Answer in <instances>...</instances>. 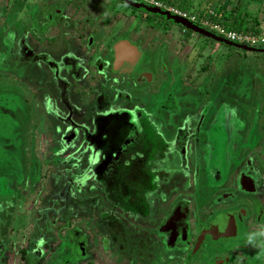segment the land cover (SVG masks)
<instances>
[{
	"label": "flooded vegetation",
	"instance_id": "obj_1",
	"mask_svg": "<svg viewBox=\"0 0 264 264\" xmlns=\"http://www.w3.org/2000/svg\"><path fill=\"white\" fill-rule=\"evenodd\" d=\"M40 1L46 10L38 9ZM185 1L186 4L192 2ZM133 3L151 6L142 0H37L30 6L28 19L22 17L21 22L15 21L11 29L5 32L0 30L3 32L0 48H3L5 53V56L3 53L0 55V69L4 70V73H11L0 75V106L9 109V105H15L17 102L15 98L18 94L15 91L8 92V88L12 86H5L1 79L8 78L10 82L13 80L17 84L16 81L26 75L27 67L39 61L47 63L56 71L54 82L59 89L61 87L67 90L70 82L66 77L59 75L60 65L41 51V46L52 48L57 43H60L62 49L66 35L77 43L87 60H80L72 53L59 55V60L63 67H67V76L77 80L76 85L79 92L83 93L81 98H84V103L90 99L95 101L79 110L72 105L66 91L61 98L66 112L61 115L51 110L50 114L52 118L60 121L61 129L46 132L35 127L36 130L39 129L37 136L32 135L31 132L34 131L33 127L31 128L34 146L44 144L45 151L48 152L45 156L39 154L40 151L36 147V153H33L30 141L26 146L23 145L20 137L22 133L19 127L15 126L17 121L13 122L7 113L1 111L3 113L0 121L5 122V128L0 127L3 140L0 142L6 148L18 151V154L23 152L24 156L29 158L31 155L33 158L21 162L18 156L3 150L0 144V162L11 163L8 170L11 172L12 169L13 173H17L22 186L20 200L26 201L24 213L15 215L16 221H26L23 227L17 230L19 234L13 235L12 232L14 238L11 235V239H8L9 236L0 237V264H119L109 248H114L117 242L128 243L129 239L135 238L141 241L137 259H142L144 264H264V237H258L252 243L248 240L249 234L264 231V136L259 134L261 127L256 124L258 113L255 114L253 122L250 121L251 136L246 137L245 142L238 143L241 150L238 149L235 153L237 156L232 159L233 163L231 159L225 160L226 151L219 156L213 144L200 141V133H208L213 129L212 124L207 125L203 120H195L191 113L190 124L185 122V128L169 123L164 132L160 130L157 123L152 121L154 115L159 118L165 111L170 113V110H175L174 113H177L181 109L174 104L175 89L169 90L163 97L165 90L164 83L160 82L161 76L154 75L145 68L149 61L148 55L141 56V47L126 37L127 32L124 36L116 37L111 31L121 29L118 18L124 16L130 20L126 11H122L125 6L129 9L128 13L133 11L131 9L139 10L136 22L147 23L148 25L143 26L144 29L153 25L166 29L164 21L168 22V18L157 12L143 10ZM4 7L5 5L3 9ZM160 9L164 10L161 7ZM4 19L5 16L0 19L3 26ZM56 25L57 31L50 34ZM124 40L134 48L135 55L133 59H123L119 63L115 45ZM259 47L251 48L259 49L254 53L264 52V45ZM127 53L131 55V52ZM12 60L13 68H9ZM175 65L173 73L177 81L187 71L180 64ZM192 66L189 65V76L193 74ZM194 74L199 77L201 73ZM171 76L168 74L166 82L172 81ZM200 77L196 81H200ZM137 84L141 85L142 90L154 93L150 99L147 98L148 104L153 105V111L150 113L135 108L133 104L129 88ZM17 89L24 94L26 91H35L27 83L22 85L21 81ZM125 105L134 107L125 108ZM187 108L185 110L190 111L191 107ZM172 134L173 138H169ZM201 144L205 147L204 155L201 154ZM187 154L195 159L194 170L187 167ZM85 156H88L87 159ZM221 156L229 165L228 169L236 171L232 179L235 181L231 182L236 185L237 190H231L223 197H215L212 195L218 188L208 186L205 187L208 196L198 197L197 183L195 185L193 182L198 181L199 185L204 180L197 171L199 161L204 160L210 173L216 166L215 164L212 170L211 161L214 158L218 161ZM172 157L179 159V167L185 174L183 179L180 172L177 177L174 176L177 169L170 163ZM88 160L90 163L85 167ZM29 167L32 168L30 176L25 173ZM48 167L53 169L47 173ZM62 169L71 181L70 184L75 187L74 195L77 193V185L83 184L87 172L93 173L95 182L102 183L104 196L106 194L109 199L105 197L100 201L99 218L102 219L100 221L105 220L116 234L111 235L103 230L95 240V223H83L82 220L76 224L71 220L68 225L59 227L60 232L53 229V226H59L55 221H66L70 217L59 216L58 211L54 214L53 202L51 201L52 208L47 209L48 201H44L49 174L60 172ZM73 170L79 172L75 173ZM2 177L0 205H3L5 200L11 201L12 196L9 195L14 194V190L10 189V178L7 175ZM160 187L171 196H166L162 191L159 198L148 197V193H155ZM222 188L227 189L226 186ZM259 189L262 191L260 195L257 192ZM63 193L65 191H62L61 195ZM239 193L242 200L236 197ZM252 193L255 198H251V195L249 198ZM60 198L64 199V196ZM201 198L212 199L211 203H219V206L211 208L206 204L203 207ZM227 199L232 200V204L228 205L225 202ZM222 203L223 205H220ZM116 211L119 212L115 214ZM152 211L163 212V220L137 221L136 218L132 219L133 217L127 219L125 215L127 212H133L136 217L139 215L148 219L151 218ZM43 212L48 220L42 217ZM93 217L94 214L90 215V220H94ZM123 218L125 221H120ZM124 223L129 231L125 230ZM125 232H128L129 239ZM38 233L40 234L36 237ZM47 234L51 236L50 239H47ZM119 235L121 238L117 237ZM91 239L95 245H92ZM86 241L98 249V257L92 252L85 255ZM120 248H124L123 244ZM160 248L167 250L159 251ZM131 261L121 264H132Z\"/></svg>",
	"mask_w": 264,
	"mask_h": 264
},
{
	"label": "rangeland",
	"instance_id": "obj_2",
	"mask_svg": "<svg viewBox=\"0 0 264 264\" xmlns=\"http://www.w3.org/2000/svg\"><path fill=\"white\" fill-rule=\"evenodd\" d=\"M34 1L36 2L37 0ZM34 1L1 0L0 19L2 20V16H5V22L4 26L0 23V30L3 29V32H5L7 29L12 28V25L15 21L19 20L21 22L22 17H29L30 6ZM191 1L192 2H190L189 4V6H191L190 9L189 6L188 8H186V6L181 7L182 0H160L159 8L161 7L166 10L168 7H173L184 9L183 11L188 10L189 13L197 14L207 5V2L209 0ZM211 1L218 2V7L222 10L224 9V11L228 14L230 13V16L240 14L241 17H243V19L246 21V23L248 22V26H258L257 31H259L257 33L259 36L264 35V0ZM4 5L5 7L3 9ZM148 5L151 4L148 3ZM127 8L128 7L125 6L122 11H126V16L130 20L125 19L124 16L118 18L117 22L121 24V29L116 31L113 30L111 31L113 32L111 34L117 37L124 36V33L127 32L125 34L126 37H128V39H130L132 43H136L141 47V56H143V54L148 55L149 61L148 64H145V68L150 70L154 75L159 74L161 76L160 82L164 83L165 90L163 97L169 90L175 89V92L173 94L175 102L174 104L181 108L177 113H174L175 110H170L172 111L170 113L168 111H165L164 114L159 118L154 115L152 121L154 123H157V126L158 128H160V130L164 132V130L169 127V123H173L175 126L178 125L181 128H185V122H188V124H190L189 113H191L195 117V120L200 119L203 120L207 125L212 124V130H210L208 133H200V141H207V143L210 142L211 144H213L219 156L223 155L224 151H226L224 153V158L226 157L225 160H232L236 158L237 155H235V153H237L238 149H240L238 143L240 141L245 142L244 140H247L245 138L251 136V133L249 132L250 121L253 122L255 114L257 113L256 124L257 126L261 127L259 129V134L264 136V52L254 53L255 51L252 50L245 51L240 47L230 46L226 43L203 36L198 32L189 30L188 28L175 23L171 17L174 14L168 17V22L164 21V26L166 27V29H161L155 25H153V27L151 26L150 28L144 29L143 26L148 25L147 23H145L144 21L136 22V17H138L137 14L139 10L131 9L133 11L131 13H128L127 10L129 9ZM38 9L46 10V8H43V3L41 1L38 4ZM3 10L5 11V13H2ZM214 14L215 11H213L212 14H207L205 17L210 18V15ZM222 19L223 17L212 19L213 21L208 20L211 25H215L214 28L210 29L209 27H200L218 37H221V33L219 32L218 28L220 26L222 27V25L225 26L222 22ZM227 27L228 25H226V28ZM55 31H57V25L52 29V31H50V34ZM3 32H0V37L2 36ZM63 43L64 44H62L61 46L62 49L59 46L60 43H57L56 45H53L52 48L41 46V51H44L43 53H45L49 59H53L60 65L59 75L61 77H66V80L70 82V86L67 88V90L61 87L59 89V87H57V84L53 80V76L55 75L56 71L54 70V72L52 68L47 65V63H44L42 61L28 66L26 75L21 79L17 78L19 79V81H16L18 83L21 81L22 85L26 83L31 85V88L35 90L34 92L26 91L25 94L21 93L17 89L18 83L16 84L15 81L13 82V80L12 82H10L8 78L1 79V83L5 86H12L11 88H8V92L14 93L15 91L18 94L15 98L17 100L15 105L14 103L12 105H9L10 108L7 110L5 106H0V116L3 112H5L10 116L13 122L17 121L15 126L19 127V131L22 133L20 137L23 145L26 146L27 142L30 141V143L32 144V152L36 153V148H38V150L40 151L39 154H42V156L48 154V152L45 151L46 146H44V144L40 145V143L34 146L32 135L37 134L38 136L39 134V129L36 130L35 127H39L46 132L48 130H52L53 132H55V130L61 129L60 121H57L54 117L52 118L50 114L51 110L57 111L61 115L66 112L63 104L64 101L61 100V98L65 95V92L67 91V95L71 100L72 105L76 106L79 110L88 107L89 104L92 105V103L95 102L93 101L94 99H90L86 103H84V98H81L83 93L79 92L76 85L77 80H74L73 78L67 76V67L62 66L58 56L62 54L72 53L80 60L84 58H86L87 60V57L80 51L77 43H75V41H73L72 38L68 35L65 36V41H63ZM241 44L254 47L249 43ZM261 45L263 46V44ZM33 48L35 49V47ZM175 63L180 64L181 67L183 66L187 71L185 72L184 76H181L180 80L177 81L175 80L173 73V68L174 66H176ZM191 64L193 65V74H190L189 76L187 73L189 72V65ZM13 65L14 62L12 60L9 68H13ZM200 67H202L201 70ZM194 72L201 73L199 74V77L201 75L200 81H196V79L199 77H196ZM1 74L4 75L11 73H4V70L0 69V75ZM168 74L172 75V81L170 82H166ZM123 88L126 90L125 86H123ZM129 92L133 98V104L135 108L137 107L143 109L144 111L149 113L153 111V105L148 104L147 98L150 99V96H153L154 93L148 90H142L141 85L138 84L134 87L129 88ZM134 106L128 107L125 105L123 107L133 108ZM188 106L191 107L189 108L190 111L185 110L188 109ZM171 114L174 115L170 117ZM0 127L1 129L3 127L5 128V122L0 121ZM31 128L32 131H34V133L31 132L32 135L30 134ZM1 138L2 137L0 135V141L3 142ZM169 138H173V134L170 135ZM0 144L3 146V150H6L9 153L13 152L15 156H18V160H20L21 162H23V160H29V158L31 160V155H29L28 158L27 156H24L23 152L18 154V151H14L10 147L6 148L5 145H3L1 142ZM200 148L201 154L204 155L205 147H202L201 144ZM85 157L87 159L88 156ZM222 157L223 156H221L218 161H216V158L211 161L212 170L214 169L215 164L216 166L214 171H211L210 173L208 172V168L205 167L206 163L203 162L204 160H201V162L199 161V167L197 171L199 172V176L204 178V180L200 182L199 185L198 181L193 182L195 185L197 183L198 197L206 195L205 187L208 186L216 189L218 188L217 192H214L212 195L215 197H223L224 195H227L226 193H229V191L233 190L235 192V190H237L236 185L232 184L231 182L235 181L232 179L235 176L236 171H230V168L228 169L229 165L226 164V161L222 160ZM186 159L187 167L193 168L194 170V165L196 164L194 162L195 159L192 158L189 154H187ZM233 162L234 160H232V163ZM49 163L51 164V162ZM85 163L86 167L87 163H90V161L88 160ZM170 163L174 168L177 169V171L174 173V176L177 177L179 175L178 172H180L183 179L185 177V174H183V170L179 167V159L176 157H172L170 159ZM27 166H29V164ZM10 168V162H0V179H3L2 175H7L8 178H10L8 180L9 183L11 182L10 189L14 190V194L9 195L12 196L11 201L5 200L4 204L0 205V237L9 236L8 239H11L12 232H14L13 235L19 234L17 230L19 228H22L23 223L26 222L16 221L17 217L15 215L20 216L21 213H24L23 210H25L26 201L20 200V196L22 195V193H20V188L22 186L18 181L17 173H13L12 169L11 172H9L8 169ZM51 169L53 168L48 167V170L46 172L48 173L49 171H51ZM23 172H25V169ZM73 172L77 173L79 172V170H73ZM25 173H27L29 176L32 175V168H26ZM85 174V180L83 181V184L81 183L82 186L80 184V186L77 185L76 187V195H74L73 193L75 187L70 184L71 181L65 176L64 169H62V171L60 172L54 171L49 174L47 180L48 188L47 192L44 195V201H48V205L46 208H52V201L54 214H56L55 211H58L59 216H70L67 220L64 217H61L62 220L66 221H55L59 223V226H53V229H55V231L57 232H60L59 227L68 225L71 220L73 221V224H76V222L79 223L82 220L83 223H85V221H91L90 223L92 224L95 223L94 225H96L97 232V237H93L95 240L102 234L103 230L111 233V235H114L117 232L114 231L113 228L108 226V224L104 222L105 220L100 221L102 219L99 218V209L101 206L100 201L102 199H105V197L109 199L106 194L104 196L105 189L103 188L101 182H95L92 172H87ZM224 186H226V190L222 188ZM163 190L164 189L160 187V190L156 191L155 193H148V197L154 196L159 198ZM62 191H65L63 195H61ZM257 192L259 193V195L262 193L260 189ZM163 193H165L166 196H171L168 192L163 191ZM250 195L251 198H255V194H249V198ZM59 196H64V199L60 198ZM236 197H239L242 200L241 193H239V195H237ZM18 201H20L19 208ZM211 201L212 199L201 198V204L203 205V207L206 206V204H208V206L210 205L211 208H217L219 206V203H214L215 205H213ZM225 202L230 205L233 201L227 199V201ZM220 205H223V203ZM63 209L64 213L61 214V211ZM159 209L161 210L162 206ZM118 212L119 211H116L115 214H117ZM162 213L163 212L152 211L151 218L148 219H143L139 215L136 217L134 216L133 212H127L125 215L127 216V219L133 217L132 219L135 220L136 218L137 221H151V219L152 221H162L163 217L165 216ZM92 214H94V220H90L89 218ZM41 215L46 220H48L45 212H43ZM120 221L125 220L123 218L120 219ZM124 227L126 231H129L126 223H124ZM21 231L22 229L20 230V232ZM125 233L126 237L129 239L128 232ZM39 234L40 233H38L36 237H38ZM120 236L121 235L117 237L121 238ZM50 238L51 236L48 235L47 239ZM134 242L136 244H134ZM91 243L92 245H95V243L92 242V239ZM140 243L141 241L139 240V238L129 239L128 243L119 244L117 242L118 245L115 243L114 248L110 247L109 251L113 254V257L119 264H121V262L125 263L130 260H132V264H144V261L142 259L138 260L137 258L139 256H136V254L139 253V248L141 247ZM122 244L124 246L123 249L120 248ZM160 250H164V252H166L167 249L160 248L159 251ZM90 252H92L94 256L98 257V249L90 246L86 241L85 255H89ZM168 252L173 254L172 251ZM148 260H150V258H148ZM56 261L57 259L54 260V262Z\"/></svg>",
	"mask_w": 264,
	"mask_h": 264
},
{
	"label": "built area",
	"instance_id": "obj_3",
	"mask_svg": "<svg viewBox=\"0 0 264 264\" xmlns=\"http://www.w3.org/2000/svg\"><path fill=\"white\" fill-rule=\"evenodd\" d=\"M142 1L149 3L151 5L157 6V7L160 6V3H159L160 0H151V1L142 0ZM166 10L173 13L174 15H177L178 17L186 18L190 22L195 23L196 25L201 26L203 28L209 27L211 29L215 27V25H211L209 23V21H213L211 18L201 17L199 15L200 13H197V14L189 13L188 10L183 11L184 9L173 8V7H168ZM209 13L212 14L213 11H210ZM218 30L221 33L220 35L221 37L231 42L249 43L251 46H256L257 44L264 45V35L259 36L258 34H253L250 32H238L228 27L226 28V26H223V25L222 27L220 26Z\"/></svg>",
	"mask_w": 264,
	"mask_h": 264
},
{
	"label": "water",
	"instance_id": "obj_4",
	"mask_svg": "<svg viewBox=\"0 0 264 264\" xmlns=\"http://www.w3.org/2000/svg\"><path fill=\"white\" fill-rule=\"evenodd\" d=\"M134 6H138L141 7L143 9H146L150 12H158L159 14H163L165 15L167 18L170 17V13H168L167 11H164L158 7L155 6H146L143 4H136L133 3ZM172 19L174 20L175 23L180 24L181 26H184L185 28H188L189 30L198 32L200 34H202L203 36L209 37L213 40H217L219 42H223L226 43L230 46H236V47H240L242 49L245 50H252V51H259V49H254V48H250L249 46H246L244 44L241 43H235V42H230L224 38L218 37L216 35H214L211 32H208L204 29H202L200 26L196 25L195 23H192L184 18L178 17L177 15H173L171 16ZM115 50L117 52V58H118V62L120 63L123 59H133L134 55H135V51L134 48L127 42V41H119L116 45H115ZM127 52H131V55H129ZM128 54V55H127Z\"/></svg>",
	"mask_w": 264,
	"mask_h": 264
},
{
	"label": "trees",
	"instance_id": "obj_5",
	"mask_svg": "<svg viewBox=\"0 0 264 264\" xmlns=\"http://www.w3.org/2000/svg\"><path fill=\"white\" fill-rule=\"evenodd\" d=\"M185 2H186L185 0H182L181 7H185L186 6V8H188V5L190 3L186 4ZM218 6H219L218 2H214V1L212 2L211 0H209L207 2V5L203 9H201V11L199 12L200 13L199 15L201 17H205L207 14H210L208 12H210L212 10V11H215V14L214 15H210V18H212V19L216 18L217 19L219 17H223L222 22H223V24L225 26L228 25V28L236 30L238 32H250V33H253V34H258L257 33L259 31V30L257 31L258 26L250 27V26H248L249 25L248 22L246 23V21L243 19V17H241L240 14L230 16V13L228 14L227 12L224 11V9L222 10ZM256 21H257V19H256ZM221 38H223V37H221ZM246 46H248V45H246ZM259 46H262V45L261 44H257L254 47L257 48ZM3 52H4V49L0 48V55ZM3 55L5 56V53H3ZM0 57H2V56H0Z\"/></svg>",
	"mask_w": 264,
	"mask_h": 264
},
{
	"label": "clouds",
	"instance_id": "obj_6",
	"mask_svg": "<svg viewBox=\"0 0 264 264\" xmlns=\"http://www.w3.org/2000/svg\"><path fill=\"white\" fill-rule=\"evenodd\" d=\"M258 237H264V231H258L255 233H251L248 236V240L250 243L254 242Z\"/></svg>",
	"mask_w": 264,
	"mask_h": 264
}]
</instances>
